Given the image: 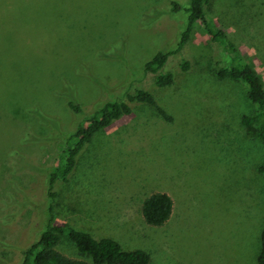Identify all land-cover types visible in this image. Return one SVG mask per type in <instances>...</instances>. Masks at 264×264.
Segmentation results:
<instances>
[{
	"label": "rangeland",
	"instance_id": "rangeland-1",
	"mask_svg": "<svg viewBox=\"0 0 264 264\" xmlns=\"http://www.w3.org/2000/svg\"><path fill=\"white\" fill-rule=\"evenodd\" d=\"M172 1L0 0V232L9 240V249H2L10 258L6 264L21 263V249L48 226L49 173L68 137L96 110L138 89L153 92L173 121L150 108L134 109L82 154L75 180L83 183L86 196L79 200L90 203V217L112 225L109 236L125 249L146 250L152 264H257L264 146L242 124L256 106L246 84L217 75L231 57L201 22L177 51L191 0H176L178 11ZM206 11L264 84V0H210ZM159 50L170 53L162 70L176 74L172 87H157V73L145 71ZM70 101L84 112H72ZM28 158L42 172L20 175ZM11 174L32 196L15 226L9 223L16 205L4 197ZM78 187H61L53 220L61 232L57 249L93 264L64 230ZM156 191L175 202L171 219L157 227L144 223L140 212L142 200Z\"/></svg>",
	"mask_w": 264,
	"mask_h": 264
},
{
	"label": "trees",
	"instance_id": "trees-1",
	"mask_svg": "<svg viewBox=\"0 0 264 264\" xmlns=\"http://www.w3.org/2000/svg\"><path fill=\"white\" fill-rule=\"evenodd\" d=\"M210 0H191L188 23L182 33L177 51H181L189 42L193 32L194 24L201 22L213 41L223 42L231 57V61L226 67H220L217 75L220 78H229L240 81L248 86V96L250 101L256 106L252 115H244L242 124L249 133L259 138L264 146V84L257 70L251 66L245 59L243 53L234 44L230 43L227 31L219 26L215 18L206 11V5ZM174 11L182 9V5L176 0L172 1ZM168 53L166 50L157 51L152 58L145 63V71L157 73L155 84L159 88L172 87L176 83V74L173 71H163L167 63ZM183 70H189L190 63L185 60L182 63ZM144 107L152 109L157 117L165 121H173L172 115L164 108L158 97L147 89H138L133 94H128L122 101L109 102L104 107L95 111V113L84 123H81L75 133L67 139V147L57 157L58 165L49 173L48 194L52 199L50 206V220L46 229L42 232L39 239L29 248H22L23 260L19 264H92L89 260L75 259L66 256L57 249L61 238L60 227L54 223L56 219L55 208L57 199L61 194L63 186H79L72 196L73 215L69 224L64 223L65 232L68 237L76 244L78 250L92 259L93 264H152L151 255L144 249H125L116 239L110 237L108 227L112 226L106 222H97L90 217V203L80 201L79 197L83 194V183L75 180V173L79 167L82 154L90 148H93L98 138L104 136L106 129L124 116H129L134 109ZM68 108L76 113H83L84 108L81 104L70 101ZM30 159L28 170L20 175L42 172L33 159ZM33 163V164H32ZM35 163V164H34ZM31 164V165H30ZM11 167V164H9ZM31 171V172H30ZM258 172L264 177V163L258 168ZM9 176V191L4 196L9 197L12 206L16 207L15 216L10 221V226H15L23 211L30 205L32 196L29 191L24 189L12 174ZM61 188V189H60ZM82 191V192H81ZM28 196V201L21 207V203ZM175 209L173 197L168 192H152L142 200L140 212L143 222L150 226H163L172 217ZM6 211V207L3 212ZM2 224V223H1ZM122 239V238H121ZM260 249L257 256V264H264V228L260 232ZM123 241V240H122ZM6 242L8 239L2 237L0 232V264H6L9 261L8 253L4 249H9ZM11 247L18 249V247ZM3 249V250H2ZM12 264H16L13 263Z\"/></svg>",
	"mask_w": 264,
	"mask_h": 264
}]
</instances>
